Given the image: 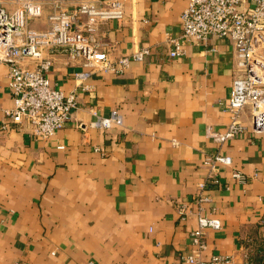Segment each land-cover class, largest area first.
I'll return each instance as SVG.
<instances>
[{
	"label": "crops",
	"instance_id": "crops-1",
	"mask_svg": "<svg viewBox=\"0 0 264 264\" xmlns=\"http://www.w3.org/2000/svg\"><path fill=\"white\" fill-rule=\"evenodd\" d=\"M42 14L30 27H48L58 6L80 0H35ZM106 6L114 0H85ZM120 19L99 26L101 47L111 58L140 48L148 55L122 73H102L58 52L45 73L77 108L67 125L47 137L32 135L4 110L13 106L8 66L0 63V264H173L191 252L190 232L198 214L220 220L206 230L202 257L233 255L259 242L264 219V132L248 130L223 143L207 136L230 122L226 102L237 64L224 38L184 44L170 57L171 38L181 34L180 15L188 0H117ZM15 3H9L13 9ZM88 71L89 89L74 79ZM118 110L121 125H89L97 115ZM86 125L84 129L77 126ZM230 155L220 165L219 184L202 192L210 168L207 156ZM236 170L246 181L232 176ZM184 202L180 218L177 205Z\"/></svg>",
	"mask_w": 264,
	"mask_h": 264
},
{
	"label": "built area",
	"instance_id": "built-area-1",
	"mask_svg": "<svg viewBox=\"0 0 264 264\" xmlns=\"http://www.w3.org/2000/svg\"><path fill=\"white\" fill-rule=\"evenodd\" d=\"M11 2L16 5L10 10L8 4ZM41 14V4L35 0H0V63L8 66V88L13 101V106L4 113L15 123H27L32 135L47 138L67 125L77 108L75 93L64 94L46 77L53 54L65 53L70 59L78 60L85 67H97L102 73H122L130 62L148 55L149 49L143 47L115 59L102 49L97 35L100 24L108 19H120L124 14L123 6L117 0L106 6L80 0L73 9L67 4L60 5L48 15V27H30L29 22ZM180 23L181 34L170 39V57L180 56L184 44L216 36L232 43L237 59L231 94L226 102L229 125L222 131L209 126L207 136L223 143L246 133L248 124L242 120L245 108L250 111L251 131L264 132V0H188ZM90 76V72L83 70L75 73L74 79L83 89H89L86 80ZM121 124L122 116L118 110H112L107 116L95 113V120L89 123L102 129ZM86 125L83 122L77 124L81 129ZM231 163L230 155L220 153L205 158L204 164L211 171L208 178L198 184L200 193L196 200H210L202 192L208 184H219V166ZM232 176L246 181L239 171L234 170ZM177 206L180 218H184L185 203ZM261 226L264 230V219ZM220 227L217 217L198 214L197 226L190 232L193 248L173 264H236L233 255L217 253L208 259L202 257L206 249V230ZM248 250L246 245L241 264H251Z\"/></svg>",
	"mask_w": 264,
	"mask_h": 264
},
{
	"label": "trees",
	"instance_id": "trees-1",
	"mask_svg": "<svg viewBox=\"0 0 264 264\" xmlns=\"http://www.w3.org/2000/svg\"><path fill=\"white\" fill-rule=\"evenodd\" d=\"M248 259L251 264H264V237H261L259 242H252L247 244Z\"/></svg>",
	"mask_w": 264,
	"mask_h": 264
},
{
	"label": "rangeland",
	"instance_id": "rangeland-1",
	"mask_svg": "<svg viewBox=\"0 0 264 264\" xmlns=\"http://www.w3.org/2000/svg\"><path fill=\"white\" fill-rule=\"evenodd\" d=\"M29 25H30V22H29ZM30 26H31V25H30ZM41 29H43V28H41ZM260 237H264V230L262 231V234H261Z\"/></svg>",
	"mask_w": 264,
	"mask_h": 264
}]
</instances>
